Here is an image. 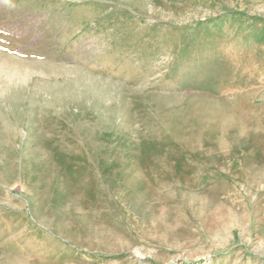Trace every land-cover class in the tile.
Instances as JSON below:
<instances>
[{
    "label": "rangeland",
    "instance_id": "1",
    "mask_svg": "<svg viewBox=\"0 0 264 264\" xmlns=\"http://www.w3.org/2000/svg\"><path fill=\"white\" fill-rule=\"evenodd\" d=\"M0 62V264H264V0H0Z\"/></svg>",
    "mask_w": 264,
    "mask_h": 264
},
{
    "label": "bare ground",
    "instance_id": "2",
    "mask_svg": "<svg viewBox=\"0 0 264 264\" xmlns=\"http://www.w3.org/2000/svg\"><path fill=\"white\" fill-rule=\"evenodd\" d=\"M6 64H7V62H6ZM6 64H4L3 62H0V72H4V70H6V73H8L7 71H8V66H6ZM15 72H17V70L16 69H14L12 72L10 71L9 73L11 74H9L10 76H12V75H15L14 73ZM19 74V73H18ZM11 87V86H10ZM14 87V86H13ZM3 89V88H2ZM5 90H7V89H5ZM63 91V90H62ZM7 132V131H6Z\"/></svg>",
    "mask_w": 264,
    "mask_h": 264
}]
</instances>
